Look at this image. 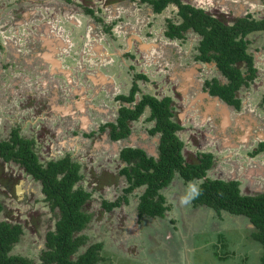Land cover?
Returning a JSON list of instances; mask_svg holds the SVG:
<instances>
[{
	"label": "rangeland",
	"instance_id": "obj_1",
	"mask_svg": "<svg viewBox=\"0 0 264 264\" xmlns=\"http://www.w3.org/2000/svg\"><path fill=\"white\" fill-rule=\"evenodd\" d=\"M182 1L228 24L245 15L264 16L261 0ZM177 10L169 4L156 13L144 0H0V140H8L15 128L34 139L42 163L70 154L81 164L76 185L91 191L86 208L93 219L83 231L87 244L75 256L101 241L106 258L98 264H165L175 253L178 264L260 261L263 248L247 217L193 205L202 179L186 182L177 173L162 190L172 205L163 217L137 219L144 186L111 211L102 206L123 195L127 185L120 173L122 142L158 151L149 132L154 124L149 107L131 122L132 140L113 142L109 127L97 128L116 119L117 96L130 92L138 74L145 77L137 79V99L145 93L173 99L187 161L213 153L207 177L239 180L244 194L264 191V149L256 151L264 142V31L247 35L258 75L238 91L237 109L205 89L207 79L226 78L214 63L198 58L200 35L192 30L183 38L165 35L168 19H179ZM0 198L5 205L0 220L24 229L11 253L41 264L46 233L57 220L41 183L19 164L0 159ZM157 248L161 259L153 261L147 253Z\"/></svg>",
	"mask_w": 264,
	"mask_h": 264
},
{
	"label": "trees",
	"instance_id": "obj_2",
	"mask_svg": "<svg viewBox=\"0 0 264 264\" xmlns=\"http://www.w3.org/2000/svg\"><path fill=\"white\" fill-rule=\"evenodd\" d=\"M144 1L149 2L156 13H161L169 4L176 5L179 19H168L165 35L172 39L183 38L189 30L199 34L198 58L203 62L214 63L227 80L222 83L218 77L207 79L205 89L211 96L219 97L237 109L241 108L238 91L258 75L254 57L248 52L247 35L258 30L264 31V16L255 19L245 15L228 24L204 8L182 0ZM84 10L94 13L87 6ZM136 77L130 92L117 96L121 105L116 119L99 128L106 131L109 127V136L113 142L129 138L133 133L131 122L138 120L149 107V119L155 122L149 132L153 135L161 134L157 146L158 155H149L141 146L123 147L120 158L124 165L120 173L127 180V185L123 195L114 201L103 200V208L111 211L129 202V194L144 186L136 208L138 217H162L170 208L162 189L173 182L177 173L187 182L203 179L193 196V204L213 208L218 214L226 210L247 217L254 225L253 238L263 248L257 264H264V191L244 194L239 180L207 177L208 171L215 165L213 153H200L197 160L187 161L183 153L184 141L177 134L183 125L176 116L173 99L170 96L158 98L149 93L137 99L136 93L140 90L137 79L145 75L138 74ZM263 149L264 142H261L256 151ZM0 159L2 162L14 161L39 181L49 206L53 211L57 210L55 228L50 229L45 236V247L40 253L41 264H98L104 259L101 241L91 243L75 256L87 244L88 237L83 231L93 219V214L86 208L92 193L82 185H76L82 178L78 161L66 154L42 163L34 139L20 135L15 128L8 140H0ZM4 207L0 198V212ZM23 234L21 223L0 220V264H35L32 257L11 253Z\"/></svg>",
	"mask_w": 264,
	"mask_h": 264
},
{
	"label": "crops",
	"instance_id": "obj_3",
	"mask_svg": "<svg viewBox=\"0 0 264 264\" xmlns=\"http://www.w3.org/2000/svg\"><path fill=\"white\" fill-rule=\"evenodd\" d=\"M208 94H209V93H208ZM209 95H210V94H209ZM150 112H151V111H150ZM149 116H150V115H149ZM106 122H109V121H106ZM106 122H104V123H106ZM104 123H102V124H104ZM102 124H100V125H102ZM100 125H98L97 128H99ZM132 135H133V133H132ZM132 135H131L129 138H125V139H122V140H127V139L132 140V139H131V138H132ZM153 136H156V135H153ZM156 139H157V140H156ZM156 139H155V141H157V143H156V144H157V145H156V148H157V146H158V142H159V138H158V136H156ZM119 141H120V140H119ZM116 142H117V141H116ZM133 145H134V144L129 143V142H125V143L122 142L121 149H122L123 147H125V146H133ZM138 146H139V145H138ZM140 146H141V145H140ZM134 147H137V146H134ZM141 147H142V146H141ZM121 149H120V150H121ZM144 149H145V148H144ZM145 150L147 151V153H148L149 155H153V156H157V155H158V152H157V151H148L147 149H145ZM157 150H158V149H157ZM119 155H120V154H119ZM191 181H193V180H191ZM186 182H187V181H186ZM188 182H189V181H188ZM172 183H173V182H172ZM172 183H171V184H172ZM171 184H170V185H171ZM170 185H169V186H170ZM199 185H200V184H199ZM165 188H166V187H165ZM198 188H199V187H198ZM163 189H164V188H163ZM163 189H162V190H163ZM197 190H198V189H197ZM196 192H197V191H196ZM195 194H196V193H195ZM195 194H194V195H195ZM194 195H193V196H194ZM192 199H193V197H192ZM166 200H167V199H166ZM166 204H167V203H166ZM137 205H138V202H137ZM137 205H136V206H137ZM167 205L170 207L169 210L172 209V205H170V204H167ZM193 205H194V204H193ZM196 207H197V206H196ZM201 207H202V206H201ZM136 208H137V207H136ZM205 208H207V207H203L202 209L205 210ZM208 209H211V208H207V210H208ZM212 209H213V208H212ZM225 211H226V210H225ZM136 214H137V213H136ZM240 216H241V215H240ZM143 217H145V216H143ZM143 217L139 218L138 215H137V219H138V220H139V219L141 220ZM148 217H151V216H148ZM157 217H161V216H157ZM162 217H163V216H162ZM153 218H154V217H153ZM219 233L222 234V231H220ZM213 243L216 244L217 242L214 241ZM218 244H219V243H218ZM218 244H217V245H218ZM158 249H159V248H157L156 254H154V255H150V253H149L150 251L147 253V255H148L150 258H151V257H154V258H152L153 261H154V260L156 261V260L161 259V256L158 254V253L160 252V250H158ZM166 250H167V249H165V251H166ZM158 251H159V252H158ZM135 253H136V250H135ZM164 253H165V252H164ZM166 253L169 254V253H171V252H170L169 250H167ZM155 255H156V256H155ZM103 256H104V255H103ZM171 256H173V257H171ZM105 258H106V257L104 256V259H105ZM104 259H103V260H104ZM168 259H169V260H168L165 264H178L177 262L179 261V257L176 255V253H175L174 255H172V254H171V255H168ZM101 261H102V260H101ZM101 261H100V262H101ZM98 263H99V262H98Z\"/></svg>",
	"mask_w": 264,
	"mask_h": 264
},
{
	"label": "flooded vegetation",
	"instance_id": "obj_4",
	"mask_svg": "<svg viewBox=\"0 0 264 264\" xmlns=\"http://www.w3.org/2000/svg\"><path fill=\"white\" fill-rule=\"evenodd\" d=\"M262 2H263V0H261ZM264 4V3H263ZM255 62V61H254ZM216 66V65H215ZM258 69V68H257ZM222 74V73H221ZM213 78V77H212ZM211 79V78H210ZM221 81V80H220ZM227 81V80H226ZM225 81V82H226ZM222 82V81H221ZM225 82H222V83H225ZM155 123V122H154ZM154 125V124H153ZM156 136H158V138L160 137V133L159 134H155ZM260 145V144H259ZM2 160V159H1ZM10 162H14V161H10ZM3 163H5V162H3ZM203 180V179H202ZM240 187H241V185H240ZM242 191V190H241ZM253 225V224H252Z\"/></svg>",
	"mask_w": 264,
	"mask_h": 264
},
{
	"label": "built area",
	"instance_id": "obj_5",
	"mask_svg": "<svg viewBox=\"0 0 264 264\" xmlns=\"http://www.w3.org/2000/svg\"><path fill=\"white\" fill-rule=\"evenodd\" d=\"M158 152V151H157Z\"/></svg>",
	"mask_w": 264,
	"mask_h": 264
}]
</instances>
